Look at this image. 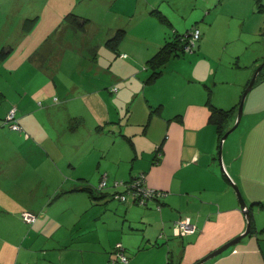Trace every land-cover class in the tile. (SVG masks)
I'll return each mask as SVG.
<instances>
[{
    "label": "crops",
    "instance_id": "1",
    "mask_svg": "<svg viewBox=\"0 0 264 264\" xmlns=\"http://www.w3.org/2000/svg\"><path fill=\"white\" fill-rule=\"evenodd\" d=\"M120 1L108 0L114 7ZM250 1V12L258 16L264 11V0ZM77 2L45 0L47 6H53L52 15L46 9L26 14L18 7H0V30H6L0 35V50L4 47L7 51L0 58V131L13 107L22 126L21 131L9 129L3 137L0 133V153L5 163H10L0 168V174L10 188L16 184H37L39 189L81 187L70 194L83 198V211H91L79 222L76 220L79 234L75 238L63 237L57 243L60 246L52 248L60 256L58 264H69L67 252L73 245L82 256L93 254L96 264H112L117 257L115 244L121 245V253L128 258L123 264H195L247 229V218L230 179L251 206L254 231L205 264H264V96L259 95L264 81L253 87L256 95L252 103L251 91L247 96L246 113L243 111L239 126L224 142L221 166L217 130L209 122L207 101L210 98L215 106L226 109L228 103L235 106L249 79L225 92L217 91L215 81L212 87L205 81L203 87L187 89L180 95L168 90L172 99L169 104L162 89L155 90L167 68L151 82H141L151 73L146 64L144 69L136 68V63H144L159 50L166 31L159 30L153 40L148 38L150 44L145 46L150 48L141 50L126 49L123 38L116 54H127L133 60L125 63L129 71L121 79V74L106 70L99 58L97 45L108 48L102 40L96 42L99 30L94 31L89 24L78 31L64 22L65 15L75 11ZM131 2V10L125 8L119 13H130L132 19L140 11V15L154 17L162 24L151 14L158 7L169 18L159 3ZM216 2L200 1V14L205 10L210 15ZM13 22L15 32L10 34ZM115 29L110 28L108 35ZM205 29L207 33L211 28L206 25ZM90 31H94L92 36ZM209 40V35L201 32L196 43L200 52ZM85 51L91 53L90 60L95 58L88 69L84 68ZM263 60L259 51L254 54V71ZM134 76L140 78L138 86L132 92V102L125 100L131 105L118 121L123 108L115 99L126 87L124 81ZM116 83L120 89L113 92ZM157 106L160 111L150 115L151 108ZM31 157H37L45 166L36 168ZM141 174L147 188L164 193L161 198L150 199L148 206L135 204L131 196L126 202H110L114 193L126 190L128 180ZM104 176L107 189L99 187ZM185 219L195 225V232L177 235L176 223ZM45 255L50 259L47 252Z\"/></svg>",
    "mask_w": 264,
    "mask_h": 264
},
{
    "label": "rangeland",
    "instance_id": "2",
    "mask_svg": "<svg viewBox=\"0 0 264 264\" xmlns=\"http://www.w3.org/2000/svg\"><path fill=\"white\" fill-rule=\"evenodd\" d=\"M151 1L154 4H161V8L167 12L172 21L171 26L166 23L161 24L154 17L142 16L140 15V11L132 19L130 18V13L127 15L119 13L122 9L125 10V8L131 10V7H129L130 3L132 5L131 0H129L130 3H126V0H121L115 7L109 5L108 0H78L74 12L90 19L89 26L94 31L99 30L95 34L97 36L96 42L102 40L103 44H105L106 39L109 37L110 28L128 27L129 32L124 37V47L126 49L138 47L137 49L141 50L143 48H150L145 46L146 44H150L147 42L148 38L154 39L159 30L166 31L164 34L166 40L173 37V32L176 29L180 33H186L189 29L195 28V25H197L196 28L201 29H199L200 32L209 35L210 40L201 52L200 48L198 49L196 46L194 51L188 50L184 54L172 57L169 60L166 66V74L155 85V90L162 89V96L165 97V100L169 104H171L172 99L168 95V90H172L176 95H180L187 89L203 87L205 81L210 83L209 87H212L215 81L217 91L222 90L225 92L230 89L234 90L246 84L248 79L250 81L256 69L262 64L263 61L257 65L255 71L253 70L254 54H257L259 51L264 56V11L258 13V16L250 12L252 7L250 0H216L217 2L210 9L212 13L210 15L208 13L209 16L205 14V10L201 14L199 12V4L202 0ZM0 7H18L22 13L25 12L26 14H32L30 13L31 11L36 10L37 12L39 9L42 12L46 9L50 11L49 15H52L54 11L52 10L53 6H47L45 0H0ZM256 10H258L257 5ZM0 16L2 17V15ZM14 16L16 15H12V18ZM202 17L205 19H201ZM255 19H258V22L253 27ZM43 20L45 19L43 18ZM260 22H262L261 25L259 24ZM206 25L211 28L207 33L205 29ZM10 28V34H13L15 32L14 22L10 24ZM5 31L0 30V35L3 36ZM94 31H90L91 36ZM229 38H233L232 41ZM165 39L161 44L165 42ZM201 42L202 40L200 44ZM78 45H80V41L76 36L75 49H78ZM97 46L99 58L103 61L107 68L106 70L121 74L119 77L125 79L129 71L125 63H129L133 59L127 54L121 53L122 55H118L105 46ZM159 47H156V49ZM84 53L86 56L84 68L88 69L87 67L91 65V62L95 58L90 60V57H92L91 53L87 51ZM146 60L142 64L139 62L136 63V68L144 69L143 66H145ZM236 64H239V66L236 67ZM110 76L111 73H108L107 77ZM147 76L143 77L141 82L146 81L144 79ZM77 79L82 81V77L80 76ZM139 80L140 78L138 79L134 76L129 81H124V86L126 87L124 90H122L123 88L121 89L119 92L120 96L115 99L119 102V106L123 108L120 115L117 116L118 121L120 118H124L126 107L131 105L129 103L133 99L132 92L137 88ZM246 86L241 93V97ZM118 88L120 89V85L116 83L112 91L117 92ZM254 90L255 88L251 90L252 94L250 93L249 101L251 103L253 102V97L256 95ZM122 92L123 94L121 95ZM114 95L116 96L117 94ZM222 95L225 96L224 93ZM259 95L264 96V89L259 92ZM125 100L129 103L126 104ZM228 102L230 101L228 100ZM228 104H230L228 105L230 108L233 103ZM244 111L246 113L245 105ZM9 129L11 128L8 124L2 126L0 131V133H3L2 137L4 133L5 135L9 134ZM240 129L235 133H238ZM35 149L39 150V147L36 146ZM28 150L31 149H27L26 151ZM112 155H115L114 150L112 151ZM31 161L36 168L45 166L37 157H31ZM5 162L0 153V168L10 164ZM110 162L112 160L108 163ZM32 175L30 174V176ZM4 180V176L0 174V264H58L59 259L57 257L59 258L60 256H57L55 249L52 248L54 246L55 248L60 246L57 243L63 237L71 236L75 238L79 234L77 227H75L76 220L79 222L81 216H86L91 212L90 210L83 211L81 203L83 198L70 194L79 191L81 184L77 186L79 187L77 190L72 192V189L75 188L74 186L70 189L68 187L55 189L53 186L46 189L42 186V189H39L37 184H16L15 188H10L6 186ZM100 186L101 182L99 184ZM104 187L106 189L108 188L106 186ZM123 191L124 189L118 192ZM39 196L41 198L34 200L35 197ZM117 200L121 201L113 197V200L110 202L120 203ZM101 206L103 205L100 204ZM25 214H31L30 219L26 218ZM262 214L258 213L260 216ZM114 247L116 249L117 244ZM75 248H77V245H73L72 249L67 252V258L71 259L68 262L69 264H96L97 261L92 259L94 257L93 254L86 253L82 256V254H78L74 250ZM45 252L49 254L50 259L45 255ZM116 259H119V257H116ZM109 264H111V261H109Z\"/></svg>",
    "mask_w": 264,
    "mask_h": 264
},
{
    "label": "trees",
    "instance_id": "3",
    "mask_svg": "<svg viewBox=\"0 0 264 264\" xmlns=\"http://www.w3.org/2000/svg\"><path fill=\"white\" fill-rule=\"evenodd\" d=\"M151 14L156 16L161 22L166 23L170 26L172 25L169 18L158 7H154L151 10ZM64 22L66 23V25L71 26L74 30L79 31V30H85L86 29V27L90 24V19L87 17L81 16L74 11H70L65 15ZM127 30H128V27L127 28H120V27L116 28L112 32V34H110L109 37L106 39V42H105L106 46L108 48H110L111 50H113L114 52L118 53L119 52L118 51L119 45H120L121 41L123 40V38L126 36ZM192 32H193V28L189 29L186 33H180L179 31L175 30L173 32V37L169 40H166L163 43V45L159 48V50L154 55H152L150 58L147 59L145 64H146V67L151 71V73L148 76V78L146 79V82H151V81L158 79L164 73V70H165L168 62L172 57L180 56V55L184 54L185 52H187L188 50L194 51L196 49V42L197 41L194 44L191 43ZM6 53H7V51L3 47L0 50V58H4ZM263 81H264V68L259 73L258 78L255 82V85H257L258 83L263 82ZM248 83H247V85H248ZM239 103H237L235 106H233L231 108L226 109V108H221V107L215 106L211 102L210 98L207 101V105L209 106V110H210L209 122L211 124H213L217 130L219 144H220L222 136L225 134V132L228 129H230V127L235 122ZM159 111H160V106L152 107L150 110V115H153L154 113L159 112ZM16 117H17V121L20 125V129H15V131H21L22 126L19 122L17 114H16ZM145 126H147V124H145ZM123 136H127V135L123 134ZM127 140L132 141L131 138H129L128 136H127ZM159 150H160V148L158 149V151ZM136 178H138V177L133 176L130 180H128L125 183V185L131 183ZM74 190H76V189H74ZM88 190L91 191V193H92V190H90V189H88ZM112 196L114 197V194ZM129 197H130V195L128 196V198ZM128 198L123 202H126L128 200ZM131 198L135 204H141L140 199L142 198V195H136L135 197L131 196ZM155 199H156V197H155ZM149 202H150V200L147 198L143 201V203L141 205L142 206H148ZM258 204H263V203L261 202ZM250 216H251V228H250L249 234L253 233V231H254L253 215L251 212V207H250ZM169 264H174V263L172 261H169Z\"/></svg>",
    "mask_w": 264,
    "mask_h": 264
},
{
    "label": "built area",
    "instance_id": "4",
    "mask_svg": "<svg viewBox=\"0 0 264 264\" xmlns=\"http://www.w3.org/2000/svg\"><path fill=\"white\" fill-rule=\"evenodd\" d=\"M200 37H201L200 30L196 27L193 28V32L191 35V43L194 44L196 41H198L200 39ZM16 114H17V108L13 107L8 112L6 120H5V123L8 124L10 126V128L14 129V130L20 129V125L17 121ZM137 177L138 178H136L134 181L125 185L126 190H124L123 192L114 193V197H116L122 201H125L129 195L132 197H135L136 195H142V198L140 199V202L142 204L143 201L147 198L149 200L155 199V197H156V199H158V198H161L160 196L164 194L162 191L147 188L145 185L144 174L138 175ZM117 184H120V183H116V185ZM105 185H106V176L103 177V179L101 181L100 188L103 189ZM25 217L30 219L31 214H25ZM175 230H176L177 235L191 234V233L195 232V225L190 221V219L180 220L176 223ZM120 248H121V245L118 244L116 247V254H117V257H119V259H114L112 261V264L127 263L128 262L127 256H125L123 253H121Z\"/></svg>",
    "mask_w": 264,
    "mask_h": 264
},
{
    "label": "water",
    "instance_id": "5",
    "mask_svg": "<svg viewBox=\"0 0 264 264\" xmlns=\"http://www.w3.org/2000/svg\"><path fill=\"white\" fill-rule=\"evenodd\" d=\"M263 67H264V60H263L262 64L256 69L253 77L249 81L248 85L246 86V88H245V90H244V92L242 94L234 124L230 127V129H228L225 132V134L221 138V141H220V144H219V151H218V157H219V161H220L221 166H222V163H223L222 155H223L224 142L227 139V137L229 136V134H231L239 126L240 121H241L242 116H243L244 105H245V100L247 98V95L250 93V91L255 86V82H256V80L258 78V75H259L260 71L263 69ZM230 181H231L232 187L234 188V190H235V192L237 194V197H238V200H239V203H240V207L243 210V212H244V214H245V216L247 218V229H246V231L243 234L235 237L234 239L230 240L229 242L225 243L224 245L218 247L217 249L212 251L210 254H208L204 258L200 259L195 264H205L208 260H210L213 257H216V256L220 255L221 253H223L224 251L228 250L231 246L235 245L237 242H239L244 236H246L250 232V228H251L250 207L251 206L248 205V203L245 201V199H244V197H243L238 185L234 181H232L231 179H230Z\"/></svg>",
    "mask_w": 264,
    "mask_h": 264
}]
</instances>
